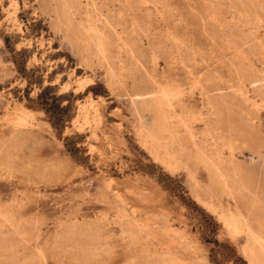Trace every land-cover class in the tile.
<instances>
[{"label":"rangeland","instance_id":"374dc122","mask_svg":"<svg viewBox=\"0 0 264 264\" xmlns=\"http://www.w3.org/2000/svg\"><path fill=\"white\" fill-rule=\"evenodd\" d=\"M41 1L0 0V264H248L245 240H232L203 206V168L194 182L186 169L170 173L143 149L122 90L109 95L102 69L80 64L63 32L41 13ZM74 1L81 13L84 1ZM116 1L126 26L134 20L147 33L140 45L152 79L179 96L168 114L178 122L196 119L194 140L178 126L183 145L212 148L231 129L241 133L237 163L257 166L263 149L243 126L251 127V115L264 137V81L254 91L245 86L247 70L264 75V53L244 41L257 29L254 19L264 32V0ZM96 5H105L103 15L112 9L104 0ZM87 77L98 85L89 92ZM210 83L222 91L213 99L215 123L206 129ZM246 93L255 105L243 102ZM60 111L57 127L51 118ZM207 131L219 134L211 139ZM220 202L238 206L225 196Z\"/></svg>","mask_w":264,"mask_h":264},{"label":"bare ground","instance_id":"6f19581e","mask_svg":"<svg viewBox=\"0 0 264 264\" xmlns=\"http://www.w3.org/2000/svg\"><path fill=\"white\" fill-rule=\"evenodd\" d=\"M83 1L81 13L78 12L80 3L74 0H61L59 3L54 0H42L40 11L47 15L50 23L52 22L54 25V30L63 32V39L72 47L80 64L89 68L94 63L95 66L102 69L103 82L109 95L113 96L117 91L122 90L123 95L126 96L129 110L136 119L134 129L138 133V142L156 162L170 170V173H174L179 167L186 169L188 176L194 182L198 167L203 168L208 177V184L203 190L204 195L208 198L203 202V206L217 217L227 232L226 234L232 240L239 238L245 240L241 252L248 264H264V137L259 131L254 130V118L245 114L251 127L244 124L243 128H246V131L243 134L251 136L258 149H263L262 152H257V156L260 158L257 166H248L244 162L237 163L236 155L239 151L238 148H235L234 143L238 137H241V133L239 135L231 129H227L229 135H223V137L220 135L222 141L215 147H199L194 142L192 149L185 147L178 136V126L186 127L190 138L193 139L190 124L195 117L190 114L188 120L181 121L180 119L178 122L168 114L167 110L174 108L179 96L173 91V87L159 85L149 74L147 64L150 56L144 54L140 45V38L147 37L146 31H141L138 27L139 24L137 25L134 20L129 22L128 27L126 26L123 14L115 10L116 0H104L109 3L107 8H112L106 15H103L102 9H100L105 5H96L99 0ZM143 2L145 1L143 0ZM77 12L80 17L75 20L74 16L77 15ZM250 22L257 29L249 32L250 34L245 37L244 44L253 43L260 53H264V32L259 31L262 27L261 20L254 19ZM248 25L250 26V24ZM239 55L241 56V54ZM153 61L154 59L151 60V64ZM246 74L250 79L247 87L242 82L240 85L242 88L245 86L248 91L251 89L254 91L258 88L259 83L264 81V75H258L253 70H247ZM191 79H194L193 83L196 81L193 75ZM85 80L88 85L92 86L86 92L98 87L90 77ZM220 86L215 89V85L210 83L205 92L208 95L207 98L205 93L203 94L206 98L204 108L207 117L202 120L206 129H212V125L215 123L217 102L215 103L213 99L222 91ZM261 86L263 87V85ZM233 92L235 93V90ZM237 95L243 94L241 91H237ZM243 97L245 104H254L248 94L247 96L244 94ZM92 109L94 117H97L98 108L93 105ZM145 113L150 115L148 120L144 119ZM214 134L218 135L219 133L207 131L203 136L213 139ZM244 135L242 136L245 137ZM225 151L228 153L226 158L223 157ZM222 196L233 199L240 207L236 206L235 210L225 208L220 202Z\"/></svg>","mask_w":264,"mask_h":264},{"label":"trees","instance_id":"16d2710c","mask_svg":"<svg viewBox=\"0 0 264 264\" xmlns=\"http://www.w3.org/2000/svg\"><path fill=\"white\" fill-rule=\"evenodd\" d=\"M46 88H49V87H46ZM45 88V89H46ZM45 89H43L38 95H37V99L38 98H40V96H41V94H42V92L45 90ZM48 108H50V106L48 107ZM48 109H45V112L46 113H48ZM51 115H52V112L50 113ZM61 111H60V113H56L54 116L52 115V120H51V123L53 124V125H55V126H57V127H60L61 126V124H62V120L60 119L61 117ZM167 177V176H166Z\"/></svg>","mask_w":264,"mask_h":264}]
</instances>
